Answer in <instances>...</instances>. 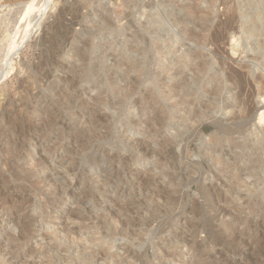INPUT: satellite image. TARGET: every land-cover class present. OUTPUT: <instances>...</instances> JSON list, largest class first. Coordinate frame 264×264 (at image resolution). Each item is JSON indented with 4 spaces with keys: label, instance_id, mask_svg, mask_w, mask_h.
I'll return each instance as SVG.
<instances>
[{
    "label": "rangeland",
    "instance_id": "obj_1",
    "mask_svg": "<svg viewBox=\"0 0 264 264\" xmlns=\"http://www.w3.org/2000/svg\"><path fill=\"white\" fill-rule=\"evenodd\" d=\"M45 1L0 0V264H86L48 236L68 227L84 242L115 236L91 241L87 264H264V165L239 184L255 194L213 178L264 160V0H53L21 44ZM233 71L250 82L241 105ZM176 83L195 97L221 89L211 119L190 130L172 118ZM247 97L260 111L224 143L229 169L208 158L200 174L201 143L213 147Z\"/></svg>",
    "mask_w": 264,
    "mask_h": 264
},
{
    "label": "bare ground",
    "instance_id": "obj_2",
    "mask_svg": "<svg viewBox=\"0 0 264 264\" xmlns=\"http://www.w3.org/2000/svg\"><path fill=\"white\" fill-rule=\"evenodd\" d=\"M47 1V0H46ZM45 1V2H46ZM49 1V2H48ZM47 2V4L44 6V8H43V10H42V13H41V15H40V17H39V19H38V22L36 23V22H34L33 24L35 25L34 26V29H35V27H36V31H29V33L27 34V35H25L26 37L20 42L21 44H22V42L23 43H26L25 42V40H28L30 37H31V34H33V33H35V32H37V31H39V29L41 28V26H42V23H43V20H45V17L49 14V13H51L50 11L53 9V7H52V4H53V0H48ZM33 2V1H32ZM44 2V1H43ZM43 5V4H42ZM29 10V9H28ZM191 10V9H190ZM28 12V11H27ZM189 12V11H188ZM40 14V13H39ZM26 16V15H25ZM37 18H38V16H37ZM36 23V24H35ZM231 25V24H230ZM31 26H33V25H31ZM228 26V25H227ZM230 27V26H229ZM228 27V29H230ZM231 27H232V25H231ZM33 28V27H32ZM226 28V27H225ZM31 29V28H30ZM188 30V29H187ZM235 30V29H234ZM221 33V32H220ZM229 33V32H228ZM193 34V33H192ZM192 34H189L190 35V38L189 39H194L195 38V35H192ZM18 37V36H17ZM258 37V36H257ZM157 38V37H156ZM215 38V37H214ZM213 38V39H214ZM219 37H217V39H218ZM221 38V37H220ZM197 39V38H196ZM195 39V40H196ZM215 40V39H214ZM227 40V39H226ZM10 41V40H9ZM196 42V41H195ZM227 43V42H226ZM20 44V45H21ZM222 44V43H221ZM224 45V44H223ZM226 45V44H225ZM13 46H14V44H13ZM12 46V48H14ZM19 47V46H18ZM20 47H22V46H20ZM9 49V48H8ZM17 50H19L18 48H17ZM225 50V49H224ZM16 51V50H15ZM19 51H17V53H18ZM12 53H14V52H12ZM194 52H191V54H190V56H191V58H194L193 60L195 61L197 58H195L194 56H195V54H193ZM228 53V52H227ZM9 54V53H8ZM219 54V53H218ZM15 56H16V54H14ZM134 55V54H133ZM13 56V55H12ZM172 56V55H171ZM230 58V57H229ZM257 58H258V56H257ZM182 59V58H181ZM13 60V59H12ZM126 60V59H125ZM218 60V59H217ZM220 60V59H219ZM236 60V59H235ZM9 61V60H8ZM181 61V60H180ZM193 61V62H194ZM11 62V61H10ZM138 62V61H137ZM137 62H135L134 61V63H132L131 64V66L130 67H133L134 68V66H135V64L137 63ZM175 62V61H174ZM9 63V62H8ZM11 63H13V62H11ZM10 63V64H11ZM170 63V62H169ZM227 63V62H226ZM143 64V63H142ZM142 64H140V65H142ZM167 64V63H166ZM183 64V63H182ZM201 64H203V63H201ZM228 64V63H227ZM140 65H138V67L140 66ZM197 65V64H196ZM195 64H193V65H191V67H189V73L191 72L192 73V75L193 74H195V76H199L198 77V82L199 83H201L202 82V80L204 79V74H206V72H200V71H196V68H195V66H196ZM226 65V64H225ZM7 66H9V65H7ZM165 66V65H164ZM202 66V65H201ZM11 67H13V66H11ZM137 67V66H136ZM197 67V66H196ZM10 68V67H9ZM185 68V67H184ZM205 68H206V65H205ZM11 69V68H10ZM141 69V68H140ZM202 69V68H201ZM208 69V68H207ZM206 69V70H207ZM248 69V68H247ZM142 70V69H141ZM188 70V69H187ZM233 70H234V68H233ZM7 71V70H6ZM165 71V70H164ZM231 71V70H230ZM8 72L10 73L11 71H9L8 70ZM8 72L6 73V75H8ZM239 72V71H238ZM217 73V72H216ZM225 73V72H224ZM176 74H177V76H179V75H181V71H177L176 72ZM253 74V73H252ZM1 77H2V75H1ZM6 78V77H5ZM190 78V77H189ZM2 79L4 80V78L2 77ZM1 78H0V80H2ZM187 79V82H189V79L188 78H186ZM190 80H192L191 78H190ZM228 80L230 81V82H232L233 84H236L237 83V85H238V88H240V90H241V94H239L241 97H240V99H239V102L237 103V104H242L243 103V101H245L244 99L246 98V96H245V93L247 92L248 93V91H246V87H247V85L250 83L249 82V78L248 77H246L245 75H243L242 73H237V71H233V72H231L230 73V76L228 77ZM227 80V81H228ZM264 80V79H263ZM212 81L213 82H215V83H219V81H217V80H213V78H212ZM260 81H262V77H261V80ZM146 82V81H145ZM190 82H192V81H190ZM195 82V81H194ZM252 82V81H251ZM255 82H258L259 84L261 83L262 84V82H259V80L258 81H255ZM185 83V82H184ZM193 83V82H192ZM196 84V83H195ZM172 85V84H171ZM191 85V84H190ZM263 85V84H262ZM261 85V86H262ZM147 86V85H146ZM213 86V85H212ZM156 87V86H155ZM188 86H185V84H182V83H176V84H173L172 85V88L173 89H176L177 90V92L175 91V92H173V96H174V100H175V103H174V106L172 107L173 109H175V111L176 112H174L173 114H172V118H174V119H176V118H178V119H181V120H184L185 122H189V125H188V128L190 129V130H192V129H194L199 123H200V121L201 120H204V119H211V112H212V110H211V107L214 105V106H216V104H215V101H217L219 98H220V94H221V89H219V88H213V89H209L208 88V83L207 84H205V85H202V89H203V92H204V96L209 92H211V99H209V98H207L208 100H206L205 98H204V96L203 97H195V95H193L192 93H193V91L190 89V88H187ZM254 87V86H253ZM262 88V87H261ZM165 89V88H164ZM167 89V88H166ZM252 89V88H251ZM153 90V89H152ZM165 91V90H164ZM181 91H182V93H181ZM262 91V90H261ZM263 92V91H262ZM223 94V93H222ZM256 94V93H255ZM264 94V93H263ZM248 95V94H247ZM258 95L259 96H261V94H260V92H258ZM250 96V95H249ZM248 96V97H249ZM146 97V96H145ZM150 97V96H149ZM247 97V101L248 102H244V109L242 110V111H237V110H229V112H230V117H229V121H232V124H231V126H226V127H222V125H220V127H219V131H220V133L218 134V135H215L214 137H212L211 138V140H210V142H213V143H215V145H213V147H211V146H209V145H206V144H203V143H201V147H203V149H201V150H198V157H200V159H202V163L199 165L200 166V168H198V172L200 173V174H204L205 173V170H209L207 167H205V163H206V159H208V158H210L211 160H213L214 158L216 159V165H219V166H223V165H225V168L226 169H229V167L230 166H228V165H226L225 163H224V161H225V159L226 158H224V160H223V157L225 156L226 157V155L228 154V153H230L229 151H227L226 149H225V147H224V143H229V144H232L233 142H234V134H244L246 131H247V127H248V123H249V121L251 120V118L252 117H254L253 116V113H254V111H255V108H256V106H255V104L254 103H249L251 100L249 99ZM252 98V97H251ZM198 100H201L202 102H203V105H201L200 106V104H198L200 107H197V106H195V104H194V102L195 101H198ZM264 100V99H263ZM162 101V100H161ZM252 101H253V99H252ZM258 101V100H257ZM150 102V101H149ZM158 102V101H157ZM219 102V101H218ZM260 102V101H259ZM196 103V102H195ZM259 105V104H258ZM160 106V103H150V107H152V109H153V113H155L157 110H158V107ZM264 107V101H263V105H262V107H260V108H263ZM163 108V107H162ZM219 108H221V106H219ZM232 108V107H231ZM256 110H257V108H256ZM257 111H260V110H257ZM166 112V110H164L163 109V113H165ZM227 112V111H226ZM180 113H181V115H180ZM257 114V113H256ZM148 115V114H147ZM150 115V114H149ZM158 119V118H157ZM156 119V115H154V117L152 118V119H150V117H149V119H148V121H152V122H148L147 121V124H148V126H149V124H151V123H153V122H155V120H157ZM162 119V118H161ZM225 119V118H224ZM213 120V119H212ZM228 120V119H227ZM259 120L261 121V122H263L264 121V111L260 114V116H259ZM177 121V120H176ZM247 121V122H246ZM157 122L158 121H156L155 123L157 124ZM202 122V121H201ZM215 124H217V125H219L220 123H221V120L220 119H214V121H213ZM243 122V123H242ZM154 123V124H155ZM228 123V122H227ZM146 124V125H147ZM177 124V123H176ZM175 124V125H176ZM180 124V123H179ZM152 125V124H151ZM201 125V124H200ZM225 125V124H224ZM160 126H162V124L160 125ZM177 126H179V125H176V127ZM180 127V126H179ZM178 127V128H179ZM199 127V126H198ZM233 127H235V129H233ZM176 129V135H175V137H174V140L176 139H179V138H181L182 136H183V134H181L180 132V129ZM181 128V127H180ZM144 129V128H143ZM147 130V129H146ZM174 130H175V128H174ZM179 130V131H178ZM253 130V129H252ZM161 132V131H160ZM184 132V131H183ZM150 136V135H149ZM190 136V135H189ZM240 136V135H239ZM204 139V138H203ZM202 139V140H203ZM150 140V139H149ZM206 140V139H205ZM141 141V140H140ZM145 141V140H144ZM242 141V140H241ZM143 142V141H142ZM170 142V141H169ZM145 143V142H144ZM143 143V145H145L146 146V143L144 144ZM135 144V143H134ZM133 144V145H134ZM149 144V143H148ZM136 145H138L139 147H141V145L142 144H139L138 142L136 143ZM143 145H142V148H143ZM166 146H168V145H166ZM235 147H236V145H235ZM137 148V147H136ZM148 150H149V152L151 151V147L149 146L148 147V145H147V147H146ZM145 148V149H146ZM242 148V147H241ZM163 149V148H162ZM236 149H239V148H237L236 147ZM251 149V148H250ZM240 150V149H239ZM259 150V149H258ZM147 151V150H146ZM162 151V150H161ZM173 151V150H172ZM197 151V150H196ZM237 151V150H236ZM256 151V150H255ZM261 151H262V149H261ZM264 151V150H263ZM168 152V151H167ZM232 152V151H231ZM257 152V151H256ZM255 152V153H256ZM264 153V152H263ZM168 154H169V152H168ZM152 155V154H151ZM154 155H155V153H154ZM156 155H158V156H161L162 157V153H156ZM155 155V156H156ZM229 155H235V154H229ZM174 156H176L175 158H178L177 157V155L175 154ZM240 155H238V156H236V158L237 157H239ZM241 156H242V154H241ZM245 157H247L246 155H244ZM263 157V156H262ZM174 158V159H175ZM228 158H229V156H228ZM232 158V157H231ZM230 158V159H231ZM235 158V157H234ZM244 158V157H243ZM214 159V160H215ZM238 159V158H237ZM234 160V161H233ZM232 161V165L234 164H236L237 163V161H236V159H233ZM207 164V163H206ZM250 164V163H249ZM233 165V166H234ZM262 165H264V160L263 161H257V163H255V164H252V165H247L248 167H247V169H246V171L245 172H243L242 173V175L241 176H236V175H228L227 173H225V170H223V169H219V173H217L216 175H213V178L214 179H217L218 181H222V180H225V181H228L230 184L229 185H231V183H232V181H234V182H236V185H235V187H234V189H232V191H231V193L234 195V194H240L241 192H243L244 190L247 192V193H250V194H255V192L257 191V189H255V190H253V189H249V188H243L241 185H239L241 182H242V180H245V179H247V178H250V174L249 173H252V172H254L255 173V171H258V169H260L261 168V166ZM174 166V165H173ZM196 166V165H195ZM235 169V168H234ZM233 170V169H232ZM216 171V170H215ZM183 172V171H182ZM263 173H261V175H262ZM196 175V174H195ZM188 178V177H187ZM198 178V177H197ZM211 180V179H210ZM213 181V180H212ZM224 181V182H225ZM261 181V180H260ZM257 182V181H256ZM203 183V182H202ZM213 183V182H212ZM228 184V183H227ZM250 184V183H249ZM259 184V183H258ZM233 185V184H232ZM245 185V184H244ZM247 185V184H246ZM251 185V184H250ZM257 185V184H256ZM249 186V185H248ZM254 186V185H253ZM260 186V185H259ZM61 187L62 186H58V188H56V190H57V192H59V191H61ZM252 187V186H251ZM255 187V186H254ZM208 189H209V186L207 187ZM230 188V187H229ZM258 188V187H257ZM227 189V188H226ZM211 190L213 191V192H219L220 190L218 189V187L216 186V185H211ZM211 191V192H212ZM259 191V190H258ZM55 192V191H54ZM212 192V193H213ZM60 193V192H59ZM56 194V193H55ZM256 194H259V193H256ZM213 195V194H212ZM212 195H210V196H212ZM224 195V194H223ZM244 195V194H243ZM208 196V195H207ZM214 196V195H213ZM219 197V196H218ZM237 197V196H236ZM241 198V197H240ZM243 199V198H242ZM217 201V200H216ZM50 203V202H49ZM80 214H82L81 212L80 213H76V216H75V218H78V217H80V216H78V215H80ZM100 218V217H99ZM78 219H80V218H78ZM106 219V218H105ZM109 219V218H108ZM82 220V219H81ZM107 220V219H106ZM102 221V220H101ZM104 221V220H103ZM104 222H106V221H104ZM108 222V221H107ZM109 222H110V220H109ZM111 223V222H110ZM103 224V223H102ZM121 224V223H120ZM124 224V223H123ZM108 225H111V224H109L108 223ZM105 226V225H104ZM107 231V230H106ZM76 232V231H75ZM75 232H73V230L72 229H69V227L68 228H64V230H62V231H60L59 230V232H53L52 234H48V236H49V238L58 246V248H61V247H63V246H69L71 249H73L74 247H77L78 248V251H77V254L75 255V257L79 260V259H83L84 260V262H86V264L87 263H89V262H91V260H93V258H95V256H96V253L94 252V253H89L88 252V250H90L91 248H93L92 246V244H93V242L94 241H101L102 242V244L103 245H108V246H110V245H112L113 243V238L115 237L114 235H111V234H109V235H107L106 237H103L102 239H98V238H92V237H88V239L87 240H85V242H84V240L83 239H81V237L79 236V233L78 232H76V234L77 235H75ZM113 232V231H112ZM114 236V237H113ZM96 237V236H95ZM91 241H93L92 242V244H91ZM84 242V243H83ZM81 243H83L84 244V250L82 249V246H80L81 245ZM95 248V247H94ZM113 248V247H112ZM109 251V250H108ZM48 257H49V259H51V257L48 255Z\"/></svg>",
    "mask_w": 264,
    "mask_h": 264
}]
</instances>
